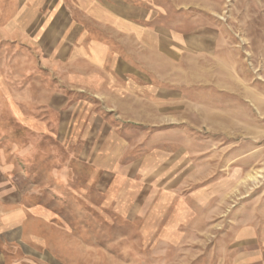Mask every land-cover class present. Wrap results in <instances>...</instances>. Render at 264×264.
Masks as SVG:
<instances>
[{
    "label": "rangeland",
    "instance_id": "1",
    "mask_svg": "<svg viewBox=\"0 0 264 264\" xmlns=\"http://www.w3.org/2000/svg\"><path fill=\"white\" fill-rule=\"evenodd\" d=\"M263 211L264 0H0V264H242Z\"/></svg>",
    "mask_w": 264,
    "mask_h": 264
},
{
    "label": "crops",
    "instance_id": "2",
    "mask_svg": "<svg viewBox=\"0 0 264 264\" xmlns=\"http://www.w3.org/2000/svg\"><path fill=\"white\" fill-rule=\"evenodd\" d=\"M248 230V234H243L240 237L242 243L245 242L251 246L249 255L241 257L242 259H245L242 264H264V211L260 216L258 224H252Z\"/></svg>",
    "mask_w": 264,
    "mask_h": 264
}]
</instances>
